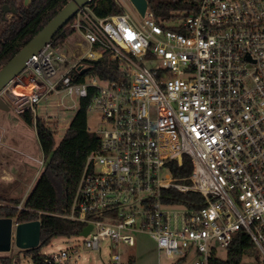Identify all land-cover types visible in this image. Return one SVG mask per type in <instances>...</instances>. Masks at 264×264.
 Here are the masks:
<instances>
[{"label":"built area","instance_id":"1","mask_svg":"<svg viewBox=\"0 0 264 264\" xmlns=\"http://www.w3.org/2000/svg\"><path fill=\"white\" fill-rule=\"evenodd\" d=\"M116 1L124 10L108 17L80 7L64 26L75 43L52 39L0 91L19 112L54 92L89 98L106 125L70 211L54 214L92 228L45 262L79 264L110 240L103 264H128L145 233L172 264L190 252L192 264H264V0H187L183 24ZM106 53L120 64L117 79L88 74ZM16 82L30 92H15ZM185 156L192 172L175 177L172 164ZM168 190L202 199L180 202ZM241 230L256 253L230 260Z\"/></svg>","mask_w":264,"mask_h":264},{"label":"trees","instance_id":"2","mask_svg":"<svg viewBox=\"0 0 264 264\" xmlns=\"http://www.w3.org/2000/svg\"><path fill=\"white\" fill-rule=\"evenodd\" d=\"M150 8L162 21L174 19L175 12L190 8L187 0H148ZM69 0H31L29 5H20L19 16L11 20L0 18V69L10 61L67 3ZM89 6L99 17H108L123 12L124 8L116 0H92ZM73 33L72 29L63 27L53 37L54 43L63 44ZM120 64L106 53L102 59L91 62L88 74L110 80L119 77ZM83 77V76H82ZM81 77V79H83ZM89 98L79 100V110L73 117L70 126L60 143L56 144L55 132L44 120L34 117L31 108L20 113L24 121L35 126L40 145L45 156L50 155L42 172L36 179L32 189L22 201L21 198L0 193V217H12L17 222L41 221L40 245L23 250L30 256L33 263L47 264L45 254L41 252L44 245L57 236H72L79 234L84 225L81 222L69 220L59 215L70 211L73 197L81 174L89 155L100 146V137L88 126ZM175 177H187L192 172V161L185 156L181 166L172 164ZM177 201L185 199L200 200V194L190 192L182 196L174 190ZM188 199V200H189ZM22 202L23 208L18 204ZM247 252L256 253L250 236L243 230L239 231L229 245L230 260H239ZM132 257L128 264H136ZM180 260L175 264H183ZM0 264H18L14 254L0 256ZM215 264H224L217 261Z\"/></svg>","mask_w":264,"mask_h":264},{"label":"rangeland","instance_id":"3","mask_svg":"<svg viewBox=\"0 0 264 264\" xmlns=\"http://www.w3.org/2000/svg\"><path fill=\"white\" fill-rule=\"evenodd\" d=\"M175 14L177 15V23L183 24L188 12L183 10L175 12ZM67 39L74 44L76 36L70 35ZM79 100V96L75 94L70 95L66 91L60 93L54 92L42 99L35 107L34 117L36 116L44 120L55 132L57 145L62 140L73 117L79 110ZM6 101L12 107V111L8 115L9 126L13 130H19L21 132L20 135H25L27 141L25 145H19L22 147L21 150L23 153L13 151V149L9 147L6 149L5 154H3L6 158L3 161L0 159V173L5 169L13 176L11 180L0 179V193H5L23 200L32 189L36 179L44 168L45 162H48L50 155L47 157L45 156L35 126L27 124L21 117L18 109H16L9 100ZM3 124L4 123L0 121V128L4 127ZM88 126L93 132H98L106 127L101 114L90 109L88 110ZM18 139L19 137L17 135V141H19ZM35 157L44 160V164L41 165L35 161L33 159ZM167 173H169L168 169L164 168L162 171L163 176L165 177ZM74 238V235L54 237L49 244L41 248V252L44 254L59 252L72 245ZM109 244L110 240H105L102 243L100 252L92 250L84 251L79 264L109 263L112 254ZM37 245H40V240ZM25 249L26 248H21L13 243L12 249L10 251H0V256L14 254L18 260V264H32V258L23 251ZM127 251L134 254L137 260L136 264H172L175 261L172 258H168L164 252H159L156 242L149 234L145 233H136V244ZM197 255L196 252H190L186 258V264H192ZM249 263L250 261H244L242 264Z\"/></svg>","mask_w":264,"mask_h":264},{"label":"water","instance_id":"4","mask_svg":"<svg viewBox=\"0 0 264 264\" xmlns=\"http://www.w3.org/2000/svg\"><path fill=\"white\" fill-rule=\"evenodd\" d=\"M92 0H69V2L10 60L0 69V91L10 84L26 67L31 57L40 51L77 13L80 7ZM141 15H145L148 0H130ZM0 102L9 109V104L0 98ZM0 108H4L0 105ZM92 225L81 232L88 235ZM14 229V235H13ZM41 233V221L20 222L14 227L12 217H0V251H10L13 243L21 248L38 246ZM36 264V263H32Z\"/></svg>","mask_w":264,"mask_h":264},{"label":"crops","instance_id":"5","mask_svg":"<svg viewBox=\"0 0 264 264\" xmlns=\"http://www.w3.org/2000/svg\"><path fill=\"white\" fill-rule=\"evenodd\" d=\"M18 85H21V84L20 83L18 84L16 82L14 85H12L13 86V90L15 92H17L18 94H25V93H29L30 92V88L21 89V88L18 87ZM4 100L6 101V99H4ZM0 105L4 107L3 109L0 108V121L2 123H4L3 124L4 127L0 128V159H1V161H3L6 158V157H4L3 154H5L6 149L9 148V147H10V149L12 148L13 151H16L18 153H23V151L21 150L22 147L19 146V145H21V144L22 145H25L27 139H26V136L25 135H23V136L20 135L21 132L19 130H13L9 126V123H8V115L12 111V107L9 105L10 108L7 109L6 108V105L4 103H2V102H0ZM6 126H7V128H6ZM17 135L19 137V139H18L19 141H17ZM20 136H21V139H20ZM17 142H19L20 144L17 143ZM0 174H1L0 175V179H8V180L13 179V176L7 170H5V169ZM35 179H36V177H35Z\"/></svg>","mask_w":264,"mask_h":264},{"label":"flooded vegetation","instance_id":"6","mask_svg":"<svg viewBox=\"0 0 264 264\" xmlns=\"http://www.w3.org/2000/svg\"><path fill=\"white\" fill-rule=\"evenodd\" d=\"M31 0H0V18L11 20L19 16L20 5H29Z\"/></svg>","mask_w":264,"mask_h":264},{"label":"bare ground","instance_id":"7","mask_svg":"<svg viewBox=\"0 0 264 264\" xmlns=\"http://www.w3.org/2000/svg\"><path fill=\"white\" fill-rule=\"evenodd\" d=\"M18 84H19V83H18ZM20 84H21V83H20ZM18 87L21 88V89H26V87H25L24 85H22V84H21V85H18Z\"/></svg>","mask_w":264,"mask_h":264}]
</instances>
